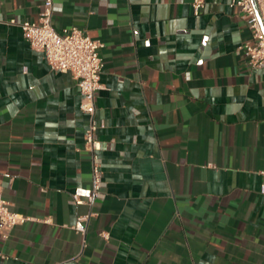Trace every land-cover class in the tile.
I'll return each instance as SVG.
<instances>
[{
  "label": "crops",
  "instance_id": "crops-1",
  "mask_svg": "<svg viewBox=\"0 0 264 264\" xmlns=\"http://www.w3.org/2000/svg\"><path fill=\"white\" fill-rule=\"evenodd\" d=\"M54 27L101 40L103 185L89 117L20 23L43 0H0V180L29 219L0 264H264V67L231 0H54ZM15 20L16 23L12 21ZM83 234L72 226L89 215ZM106 231L108 237L102 232Z\"/></svg>",
  "mask_w": 264,
  "mask_h": 264
},
{
  "label": "built area",
  "instance_id": "built-area-1",
  "mask_svg": "<svg viewBox=\"0 0 264 264\" xmlns=\"http://www.w3.org/2000/svg\"><path fill=\"white\" fill-rule=\"evenodd\" d=\"M206 2L207 0H192L195 15L201 14ZM230 5L240 11L251 30V38L242 45L250 66L264 67V0H231ZM54 9V0H43L39 20H24L20 26L31 47L44 54L54 71L70 72L78 81L82 96L80 108L89 117L85 131V148L92 157L93 192L86 200L79 194H74L73 202L75 204L86 202L92 205L95 198L100 195L103 185L100 156L103 144L99 129L105 126V122L97 118V94L103 88L101 79L104 61L101 50L105 47V43L94 39L77 26L57 30L53 24ZM12 22L16 23L15 20ZM89 217L90 214L79 217L72 227L86 234V221ZM28 219L24 214L10 209L9 203L2 196L0 180V228L3 237L7 238L16 225L23 224ZM102 235L108 237L106 231H103Z\"/></svg>",
  "mask_w": 264,
  "mask_h": 264
},
{
  "label": "water",
  "instance_id": "water-1",
  "mask_svg": "<svg viewBox=\"0 0 264 264\" xmlns=\"http://www.w3.org/2000/svg\"><path fill=\"white\" fill-rule=\"evenodd\" d=\"M255 3V2H254ZM256 5V4H255ZM262 26H263V24H262ZM263 29H264V26H263Z\"/></svg>",
  "mask_w": 264,
  "mask_h": 264
}]
</instances>
